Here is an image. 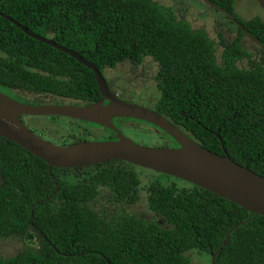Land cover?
<instances>
[{
    "label": "trees",
    "instance_id": "1",
    "mask_svg": "<svg viewBox=\"0 0 264 264\" xmlns=\"http://www.w3.org/2000/svg\"><path fill=\"white\" fill-rule=\"evenodd\" d=\"M209 1L264 45V18L239 17V0ZM0 12L36 34L48 37L54 30L56 43L91 55L97 67L152 59L161 90L157 112L214 153L224 155L223 142L234 162L264 177V62L251 58L245 34L224 13L236 30L228 43L160 0H0ZM247 58V68L235 64ZM0 87L87 103L101 98L91 69L2 16ZM129 121L137 122L119 120ZM155 134L154 147L177 146L165 132ZM141 169L148 171L109 161L49 172L43 160L0 137V241L19 236L28 244L15 256L0 257V264H192L194 252L209 256L211 264L237 225L215 264H264L263 216L154 171L143 195ZM105 191L121 205L111 217L100 208ZM141 201L163 224L126 210ZM34 241L38 249L29 245Z\"/></svg>",
    "mask_w": 264,
    "mask_h": 264
},
{
    "label": "water",
    "instance_id": "2",
    "mask_svg": "<svg viewBox=\"0 0 264 264\" xmlns=\"http://www.w3.org/2000/svg\"><path fill=\"white\" fill-rule=\"evenodd\" d=\"M264 11V0H256ZM211 8L224 13L257 46L264 45L253 37L227 10L204 0ZM25 34L44 44L64 52L91 69L104 100L86 106L77 105H28L18 102L0 92V137L12 141L32 155L43 160L49 167L76 169L104 164L109 161L127 162L133 166L169 175L203 188L244 208L251 215L264 217V177L249 168L234 162L223 142L224 155L214 153L195 142L175 124L154 110L122 101L113 93L100 70L70 48L29 31L17 21L0 12ZM109 101L108 105L103 104ZM58 116L79 119L106 127L115 132L117 140L82 142L76 145L59 146L44 140L33 132L21 116ZM115 118H130L153 125L169 135L177 147H149L135 143L124 135L112 122ZM216 135L220 138L219 134ZM58 190V187H56ZM235 226L232 230L238 228ZM231 232L215 254L211 264L228 241Z\"/></svg>",
    "mask_w": 264,
    "mask_h": 264
},
{
    "label": "flooded vegetation",
    "instance_id": "3",
    "mask_svg": "<svg viewBox=\"0 0 264 264\" xmlns=\"http://www.w3.org/2000/svg\"><path fill=\"white\" fill-rule=\"evenodd\" d=\"M190 4V11L196 12L198 11V15L201 16V10L200 9H207L208 11L210 10H216L211 8L208 4L204 2V0H189ZM201 3V7H200ZM174 7V6H173ZM197 22V21H195ZM196 29L204 27L207 30V24L201 25L199 24H194ZM230 31V30H228ZM54 30L48 31L47 36L48 38H51L53 36ZM209 33V32H208ZM224 34L225 36L228 35V39L230 41L234 40L236 37L232 38L230 32H219L218 34ZM217 34V36H219ZM210 36V33H209ZM215 36V40L217 38ZM223 36V35H222ZM218 42V41H217ZM242 43L244 47H246L249 52L252 55V59H255L256 61L258 60L257 54H259V50H257V45L250 40L246 35L245 38L242 39ZM75 51V50H73ZM254 51V53H253ZM81 55L82 58L85 60L93 63L90 61L88 58L91 59V55H82L81 52L75 51ZM215 55L221 59V52H220V47L218 51L215 53ZM255 55V56H253ZM88 57V58H87ZM79 62V61H78ZM259 62V61H257ZM221 63V62H220ZM95 66L96 64L93 63ZM237 66L247 68L248 66V58L238 61L235 63ZM97 67V66H96ZM100 72L102 73L103 77L107 81L109 87L115 93L118 98H120L122 101H125L127 103H132L136 104L142 107H146L150 110H154L157 112L156 108V103L158 99L160 98L161 95V90L159 87V79H158V66L155 61H153L150 58L147 57H142L141 60H138V58H131L122 62H118L115 66H109L106 64H101L100 67H97ZM120 72V78H115V73ZM122 72V73H121ZM128 79V81H131L132 83H136L139 87L137 89L135 88H130L128 85L124 84V81ZM0 92L3 93L4 95L10 97L11 99H14L18 102H21L23 104H28V105H36V106H43V105H77V106H86L90 105L93 103L100 102L104 100L103 95L101 94V98L95 102L92 103H87L85 101L81 100H72V99H67V98H61V97H55L52 95H41L37 93H33L31 91H25V90H17V89H7L4 87H0ZM101 93V92H100ZM155 99V100H154ZM154 102V103H153ZM105 105L109 104V101H104ZM159 113V112H158ZM163 116V115H162ZM35 117L41 118L44 117L47 121L50 123H53V125L56 126V130L52 128H48L49 125L46 124V121L44 123H40V120H36ZM55 117V120L52 119ZM22 121L32 130L35 132L37 135H39L41 138L44 140L50 141L56 145L59 146H69V145H76L82 142H94V141H112V140H117V136L115 134V138H109V135L107 133L108 130L112 131L106 127L79 120V119H73V118H68V117H58V116H21ZM135 120V119H130V118H115L112 120L114 125L120 130H125L126 128H135V126H131L130 122L129 124L122 123L120 124L119 120ZM138 121V120H135ZM139 124L146 125V127L150 126V128H154L155 132L157 133H162L160 129L157 127L150 125L146 122L143 121H138ZM128 125V126H127ZM121 126V127H120ZM123 127V129H122ZM149 128V127H148ZM59 129H65L69 130V132H60ZM120 130V131H121ZM121 131V132H122ZM114 132V131H112ZM107 134L106 139L102 140H97L100 135ZM115 133V132H114ZM178 146V145H177ZM175 146V147H177ZM105 164V163H104ZM95 166V165H94ZM90 167V166H89ZM81 169V168H80ZM76 170V169H73ZM86 174V173H85ZM77 176H79L77 174ZM2 177L0 176V186L2 185ZM113 194L111 191H105L103 192V197L100 199L101 205L100 208L104 209L105 212H108L110 217L114 215V211H118L121 205L112 203L113 199ZM124 207V206H123ZM137 207L128 205L126 207V210L131 213L132 216H138L141 218H145L147 220H154L155 218H159L156 214H153L148 210V205H147V211L146 216H143L141 214H137L135 210ZM152 214V218L147 216V214ZM136 214V215H135ZM158 222L160 224H163V220L159 218ZM18 254V253H17ZM15 256V255H14ZM0 257H6L4 255H0ZM9 258V257H8ZM191 261L193 262V257H191Z\"/></svg>",
    "mask_w": 264,
    "mask_h": 264
},
{
    "label": "rangeland",
    "instance_id": "4",
    "mask_svg": "<svg viewBox=\"0 0 264 264\" xmlns=\"http://www.w3.org/2000/svg\"><path fill=\"white\" fill-rule=\"evenodd\" d=\"M163 2H169L171 3L175 9L176 12L178 13V15L180 16L181 19H187L189 20V22H191L192 24H201L204 25V23L207 24V30L208 32L211 34V38H215V36H217V34L219 32H230L232 38L235 37V33L236 30H234L232 28V26H230L227 22H225V20L223 19V15L220 14L219 12H217L216 10H210L208 11L207 9L201 10V16L198 15V11L196 12H191L190 11V2L189 0H160ZM194 1V0H193ZM201 3H200V7H201ZM235 13L245 19V18H250V17H254V16H261L262 18H264V11L260 8L259 4L257 3L256 0H239L237 5H236V9H235ZM197 21V22H195ZM230 30V31H228ZM52 31V30H51ZM222 34V33H221ZM223 35V40L228 43L230 42V39H228V35L225 36ZM50 36V35H48ZM219 36H217L216 40L218 41ZM257 50H259V54H257L258 56V60L257 61H263L264 62V52H262L260 49L257 48ZM254 53V51H253ZM255 56V55H253ZM120 72H116L115 73V78H120ZM122 73V72H121ZM125 85H128L130 88H135L137 89V87H139L138 85H136V83H132L131 81H128V79H126L124 81ZM155 100V99H154ZM154 103V102H153ZM36 120H40V123H44L46 121V124L49 125V129L52 128L54 130H56V126L57 125H53V123H50L49 121H47L44 117L41 118H37L35 117ZM131 126H135V128H126L125 130H121L122 133L124 135H126L129 139H131L132 141H134L135 143L138 144H142L145 146H149V147H154V145L157 143V141L159 142V139L157 138L156 134H155V130L154 128H150V126L146 127V125H138L137 122H133L129 121ZM129 122H127V124H129ZM121 127V126H120ZM123 129V127H122ZM154 131H153V130ZM32 130H34L32 128ZM60 132H69V130H65V129H59ZM35 131V130H34ZM36 132V131H35ZM152 132V133H151ZM109 135V133H107ZM107 134H103L100 135L98 138H96L97 140H102V139H106L107 138ZM159 135H161V133H159ZM162 136V135H161ZM148 170V169H146ZM151 170L145 171V170H139L140 173V179H141V185H140V193L143 195H146V191H147V187L150 183L151 180L154 179V175L152 172H149ZM135 207H137L135 211L137 214H141L143 216H146V213H148L147 211V205L145 201H141L138 205H136ZM136 215V214H135ZM147 216L149 217H153L152 214H147ZM39 241H34L31 244H29L30 246L35 247L36 249H38L39 247ZM26 245H28L27 243H25L23 241V238L17 236L16 238L12 237L8 240H4V241H0V255H4L6 257H10V256H14L17 255V253H19L21 250H23ZM191 257H193V262L192 264H210L209 263V256H206L205 254H200V253H190Z\"/></svg>",
    "mask_w": 264,
    "mask_h": 264
}]
</instances>
